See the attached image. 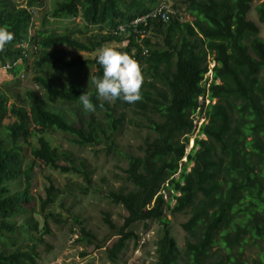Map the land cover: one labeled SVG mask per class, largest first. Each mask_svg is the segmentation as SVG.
Listing matches in <instances>:
<instances>
[{
  "label": "trees",
  "instance_id": "1",
  "mask_svg": "<svg viewBox=\"0 0 264 264\" xmlns=\"http://www.w3.org/2000/svg\"><path fill=\"white\" fill-rule=\"evenodd\" d=\"M256 1L254 12L263 29L248 19L254 0H180L191 22H152L141 38L132 30H116L158 0L54 1L43 23L47 17L82 21L81 29L62 33H31L32 10L43 0H27L25 8L0 0V25L14 34L0 52V70L10 78L0 85V264H37L49 222L59 223L51 210L62 192L53 181L45 177V199L30 193L40 164L80 179L81 193L90 189L84 161L74 166L71 154L54 146L50 136L59 133L78 147L111 150L129 123V111L144 119L146 125L139 126L154 137L137 148L140 155L127 156V186L106 192L105 198L125 212L118 229L104 214L103 223L117 236L105 252L107 260L115 263L129 241L137 245V224L154 222L160 229L152 264H264V0ZM173 8L178 11V4ZM150 34L162 44L153 45ZM105 46L129 54L139 66L145 63L141 100L110 103L95 89L83 88L82 78L93 85L92 78L102 76L96 56ZM71 51L95 56L70 58ZM20 76L29 78L33 88L22 87ZM84 92L96 106L90 114L79 101ZM66 106H73L74 122L62 114ZM196 116L203 119L197 128ZM166 212L187 216L180 224L183 250ZM37 217L44 220L41 228ZM74 222L78 242L93 245L96 237L78 218ZM251 248L258 250L256 258L246 257Z\"/></svg>",
  "mask_w": 264,
  "mask_h": 264
},
{
  "label": "rangeland",
  "instance_id": "2",
  "mask_svg": "<svg viewBox=\"0 0 264 264\" xmlns=\"http://www.w3.org/2000/svg\"><path fill=\"white\" fill-rule=\"evenodd\" d=\"M10 3L17 7L25 8L27 0H8ZM59 2L61 0H43V6L36 7L32 10L33 23L31 33L35 30H52L58 33H62L65 30L81 29V19H65L55 20L51 17H47L48 20L43 23L42 18L46 15L53 2ZM175 4H178V11L184 14L185 20L191 22L193 20L185 12V7L182 6L180 0H174ZM260 2L254 0L252 3V9L248 14V19L257 23V19L254 12V7ZM97 31H88L86 35L95 34ZM81 35V34H79ZM152 44L161 45L160 37H155L152 34L149 35ZM70 58L80 59H93L94 54L67 52ZM2 69V68H0ZM88 73L91 71H87ZM86 72V73H87ZM81 79V83L84 89L87 91L95 89L94 85L89 84V78ZM10 78L6 72L0 70V85L3 82H9ZM22 87L33 88L30 79L20 76ZM60 85V84H58ZM159 88L160 85L157 84ZM112 103V102H110ZM62 114L69 122L75 121L73 106H66L61 108ZM86 114H90L87 112ZM126 127L123 128L119 136L115 139L116 146L111 150H106L103 147H78L69 141L66 136L61 134H53L50 136L54 146H58L60 150L67 151L71 154L73 165L80 167L81 161L88 168L89 174H91L90 189L86 194L81 193L78 185L80 179L71 176L69 173H63L60 170H53L50 167L41 166V173L32 179L31 182V194L36 197L45 199L44 187L46 186L45 177L50 178L54 186L59 188L62 195L58 198L56 205L51 211L55 214V219L59 223L54 221L49 222L50 234L43 237L46 246L40 247V256L37 264H152L155 259V241L159 234L160 226L158 223L147 222L146 224L139 223L134 227L135 234L139 236L137 245L133 241H129L125 250L119 255L118 260L113 263L109 262L106 257V250L117 239L114 234L115 231L109 230V228L103 223L104 214H108L110 221L114 224L115 229H118L122 225V218L125 214L124 210L120 206H116L110 203L106 199V192L109 190H117L120 187L127 186L125 182L124 170L127 167V156L140 155L137 148L143 144L144 140L149 136V132L146 128L139 126L146 125L144 119L132 116L131 112H127ZM151 119H156V116L150 115ZM137 120H142L137 122ZM202 123V118L196 116L194 124L196 128ZM197 132V131H196ZM192 135L187 144L186 151H190L193 147ZM204 139V137H200ZM182 140V139H181ZM29 157V156H28ZM184 162V158L182 159ZM38 165V163H37ZM60 166L66 168V163L61 161ZM192 164L188 166L190 169ZM79 182V183H77ZM167 199V197H166ZM63 206V207H61ZM174 206V201L171 202V207ZM167 220L170 222L171 234L174 237L177 246L180 250L184 248L185 233L181 230L180 224L185 222L187 216L182 214H176L171 216L168 212L165 213ZM78 218L84 225V228L91 232L96 237V242L93 245H86L85 243H79V225L74 222V219ZM40 228L43 226L44 220L41 217H37ZM147 225V227L145 226ZM99 244V249H95L94 245ZM258 250L251 248L245 250L246 257L256 258ZM251 264V263H250Z\"/></svg>",
  "mask_w": 264,
  "mask_h": 264
},
{
  "label": "clouds",
  "instance_id": "3",
  "mask_svg": "<svg viewBox=\"0 0 264 264\" xmlns=\"http://www.w3.org/2000/svg\"><path fill=\"white\" fill-rule=\"evenodd\" d=\"M13 38L14 34L7 26L0 25V52ZM96 62L102 68V76L92 78L98 98L107 102H115L120 99L128 104L141 100V85L144 77L141 67L133 57L113 47L105 46L98 50ZM79 101L87 111L94 112L96 110L89 93H82L79 96ZM102 106L100 105V107Z\"/></svg>",
  "mask_w": 264,
  "mask_h": 264
},
{
  "label": "built area",
  "instance_id": "4",
  "mask_svg": "<svg viewBox=\"0 0 264 264\" xmlns=\"http://www.w3.org/2000/svg\"><path fill=\"white\" fill-rule=\"evenodd\" d=\"M173 1L174 0H160L155 7H153L149 12H147L146 14L139 16L135 19H133L129 24L124 25V26H120L116 32L118 34H123L126 33V29L128 31H131L133 33L139 34L141 38L145 37V31L143 28H147L149 26V23L152 22H160L162 24H167L169 23L171 20L175 19V20H179V21H185V16L184 14H182L181 12L175 10L173 8ZM150 30V28H149ZM148 55V50L147 48L143 47L141 49V56L143 58H146ZM214 66V63H210L209 64V71L208 73H206L205 75V79H207V84H206V88L209 87V84L211 82V69ZM141 70L143 68H145V63L141 62L140 64ZM205 105H208L209 102L207 99L204 100ZM199 103H202V99L199 98ZM203 122V119H202ZM201 125V124H200ZM185 160V158H184Z\"/></svg>",
  "mask_w": 264,
  "mask_h": 264
}]
</instances>
